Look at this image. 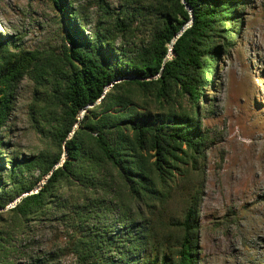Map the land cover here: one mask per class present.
Wrapping results in <instances>:
<instances>
[{"label": "trees", "instance_id": "trees-1", "mask_svg": "<svg viewBox=\"0 0 264 264\" xmlns=\"http://www.w3.org/2000/svg\"><path fill=\"white\" fill-rule=\"evenodd\" d=\"M51 1L65 21L59 52L0 37V133L29 78L31 119L41 136L50 125L51 149L0 178V264L12 263V241L30 223L50 220L71 264H199L200 189L190 180L208 143L199 102L220 44L230 48L242 26L243 0H126L89 36L72 1Z\"/></svg>", "mask_w": 264, "mask_h": 264}, {"label": "rangeland", "instance_id": "rangeland-1", "mask_svg": "<svg viewBox=\"0 0 264 264\" xmlns=\"http://www.w3.org/2000/svg\"><path fill=\"white\" fill-rule=\"evenodd\" d=\"M66 1L87 17L84 34L89 36L98 21L116 16L126 0ZM238 13L242 26H234L230 48L220 44L212 86L205 89V101L199 102L201 129L208 136L199 170L190 176L200 189L199 264H264V0H243ZM0 37L15 40L28 51L59 52L65 21L51 0H0ZM33 93V81L25 78L13 94V110L0 133L3 182L9 180L14 161L51 152L50 125L42 121L46 134L41 136L31 119ZM15 172L24 180L38 175ZM12 242L17 251L11 264L74 261L64 230L55 220L30 223Z\"/></svg>", "mask_w": 264, "mask_h": 264}, {"label": "water", "instance_id": "water-1", "mask_svg": "<svg viewBox=\"0 0 264 264\" xmlns=\"http://www.w3.org/2000/svg\"><path fill=\"white\" fill-rule=\"evenodd\" d=\"M190 24V23H189ZM173 43H174V40H173V42H172V44L171 45H169V50H168V54H169V56L168 57H170V56H172L173 55V51H172V45H173ZM76 128V127H75ZM37 189H35V191H36ZM34 191V192H35ZM26 195V194H25ZM25 195H23V196H25ZM22 196V197H23ZM21 198V197H20ZM20 198H18L11 206H13L16 202H18L19 200H20Z\"/></svg>", "mask_w": 264, "mask_h": 264}, {"label": "built area", "instance_id": "built-area-1", "mask_svg": "<svg viewBox=\"0 0 264 264\" xmlns=\"http://www.w3.org/2000/svg\"><path fill=\"white\" fill-rule=\"evenodd\" d=\"M188 26H189V24H188Z\"/></svg>", "mask_w": 264, "mask_h": 264}]
</instances>
